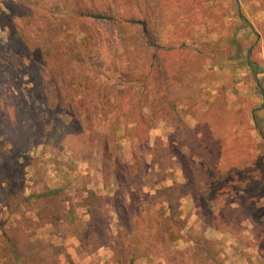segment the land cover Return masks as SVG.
Here are the masks:
<instances>
[{
  "label": "rangeland",
  "instance_id": "374dc122",
  "mask_svg": "<svg viewBox=\"0 0 264 264\" xmlns=\"http://www.w3.org/2000/svg\"><path fill=\"white\" fill-rule=\"evenodd\" d=\"M105 4L125 18L155 25L152 37L159 38L162 48L156 51L144 43L140 25L83 21L75 15ZM84 31L92 42L107 39L115 45L112 60L142 81L127 84V78L110 74L109 80L95 82L96 90L111 88L119 110L113 114L115 128L108 130L110 157L97 135V153L90 158L87 152L39 143L33 136L31 114L45 99L39 80L62 81L69 63L65 61V75L56 72L53 79L33 59L0 66V98L13 109L6 112L0 102V143L2 133L11 142L2 157L8 168L0 175V264H197L195 255L205 240L223 251L224 264H264V97L256 81L264 80V0H0V45L5 50L37 47L35 53L46 63L48 53L58 51L66 60L70 46L81 48ZM44 38L54 44L40 48ZM247 57L257 68L244 65ZM156 76L158 98L164 101L155 108V124L151 129L133 126L139 111L151 113L143 105ZM215 102L236 113L229 118L236 124L234 143L213 157L224 171L206 166L205 175L216 181L206 191L205 182L203 190L192 191L190 183L207 160L205 149L195 143L202 140L199 118ZM30 105L33 111H27ZM254 111H260L258 130ZM10 113L24 116L21 134L2 125ZM13 119L19 126L20 119ZM174 184L186 192L177 217L185 226L183 238L169 244L158 231L164 198L154 196ZM91 193L104 199L101 210L97 200L90 206L102 213L99 218L88 213ZM103 239L111 242L97 248Z\"/></svg>",
  "mask_w": 264,
  "mask_h": 264
},
{
  "label": "trees",
  "instance_id": "16d2710c",
  "mask_svg": "<svg viewBox=\"0 0 264 264\" xmlns=\"http://www.w3.org/2000/svg\"><path fill=\"white\" fill-rule=\"evenodd\" d=\"M91 4H93V2H91ZM75 15L81 18L83 21L88 18H100L107 21H112L113 23L126 22L140 25L142 28L144 43L151 48H154L156 51L162 48V46L158 43L159 38L152 37L154 29H157L155 25H151L146 19L142 18H125L124 15L114 11V8L110 4H105L102 7H95L92 5L89 8L86 7L81 11H76ZM240 15L243 21L248 24L249 21L246 19L245 15L243 13H240ZM106 43L110 48L109 51L104 50L108 48L106 47ZM49 44H54L52 38L47 40L44 38V45L40 48H47L46 46ZM70 47L71 48H69L68 52L66 53L68 59H62L61 52L58 51L51 54V56L48 53L50 60L48 63H46L45 59H40L35 53L38 52L37 47L32 48L31 50L28 49L25 52H18L16 49L17 47H14L8 51L0 45V66L6 68L9 65L8 63H12L14 66L17 62H25L28 59H33L37 60L40 64H43V69L47 72L46 76L53 79L56 77V72L59 75H65H63V72L67 70V66L65 64V61H67L69 63L68 66L70 67V71L67 70V74L65 76L66 78H63L62 81L54 80L48 84L42 79L39 80L38 87L39 90L45 94V99L41 102L40 107H38L39 105L35 103L37 105H35L36 109L34 113L32 112L31 114V122L34 123L36 131V133L33 135L35 141L44 144L54 143L61 149L70 148L73 152L79 154H82V152H87L88 156L91 158L94 156L93 154L97 153L94 149L95 145L93 141L98 135L100 142L104 143L103 147L105 148L103 153L108 159L110 156L108 153L109 147L107 146H109L110 141H112V137L108 133V130L109 128L110 130L115 128L116 122L113 121V119H115L113 114L119 110V108L116 106L111 88L105 84L106 86L104 89H102L103 91L96 90L95 82L97 80L102 81L104 78L109 80L111 78L110 74H117L121 79L127 78V84L139 83V81H142V78L134 79L133 75H127V71L125 69L122 70L119 66H117L114 60H112L117 48L115 45L113 46L112 43H110V41L107 39L104 41L101 39L99 42H92L89 33L84 31V38L80 44L81 48H78V45H73ZM111 48H113L112 50L114 52L112 54H110ZM103 52H106L107 55H105ZM130 54L131 53H128V55ZM45 56L46 54L44 56L43 54L40 55V57L43 58ZM119 58L120 57L117 59ZM53 60L55 61L53 62ZM62 60L64 64L61 63ZM230 61L231 59L228 60L229 64H231ZM244 65L250 68H257L248 57L245 58ZM74 71L77 74L74 77L70 76ZM36 74L37 73L35 71L30 73L33 78ZM3 77V74L0 73V81L3 79ZM79 78L80 80H78ZM174 80L175 78H171L168 85L172 86ZM87 81L89 82L87 83ZM256 81L258 82V89L261 95L264 97V80L261 81V79L258 77L256 78ZM7 86H9L7 89L8 92L12 93L11 86L9 84ZM158 87V77L156 76L154 79H152L151 89L145 91L146 103L143 105V107H148L151 110V113L145 115L139 111V116H134L131 125L136 126L137 124L141 123L146 125L148 129L153 127L157 117L155 108L162 101H164L162 99L160 101L158 98ZM1 89L3 90V88ZM0 99L4 109L6 108V112H10L11 110L13 111V109H11L12 103L9 104L6 99ZM168 102L171 106L175 105V100L173 99L169 100ZM29 104H31V102H29ZM225 108L226 104L224 105V103L215 102L211 109L199 118V128L201 131L199 130L198 132H202V140L201 143L197 141L195 143H198L202 150L205 149L204 154L206 155L207 160L199 167L200 174L198 175V179L193 181V183H190L189 187L192 191L195 189L203 190V188L200 187V184L204 182L206 184V187H204L206 191L207 186H210L214 180L216 181L217 178L215 176L209 178L205 175L207 170L216 168L220 170L219 172L221 173L226 168L223 167L219 160L214 159V156L217 158V154H221L222 156V153L234 143L233 130L236 124L229 118L231 116H236V113L231 111L227 112L224 110ZM33 109L34 108L32 105H30L27 111H33ZM135 109L138 110V107L136 106ZM130 112L131 114L135 115L134 112ZM259 112L260 111L252 112V120L255 122L254 129L256 130H258L260 126L256 117H259ZM21 117L22 119L24 118L23 115H21ZM21 117L12 115L10 113V115L6 116L5 120L2 122V125L8 128V130L15 128L13 129L14 132L21 134L26 127L25 122L21 120ZM13 118L20 119L19 126L18 123L16 124L14 122ZM125 119L129 120L127 116ZM259 133L261 136H263L262 132L259 131ZM2 136L4 140L0 143V175H4L6 169L8 168V166L5 165L6 159H3L2 157L11 144L7 135H3L2 133ZM27 136H30V134L27 133ZM211 147L213 148L212 151H210ZM206 166H210L208 167L209 169ZM106 181H108V177H106ZM185 196L186 192L177 184H174L171 187L161 188V190L157 191V194L154 196V199L158 197L164 198L163 202L165 207L161 208L159 212L161 221L158 222V231L162 233L163 237L169 242V244L176 243L183 238L180 235V232L184 228L185 223L177 217L179 212V202ZM93 200L98 201L97 206L100 210L104 205V199L102 197H98L91 193L90 197L87 199V205L88 213L91 215L92 219L102 216V213L100 215L98 212L95 213L94 210L97 208L90 207L94 202ZM133 231L134 229L132 232ZM108 240L103 239L96 245V247L100 248L111 242V239ZM203 242L204 245L199 248L200 251L195 255L197 264H224L225 255L223 251L214 248L213 242H209L207 240ZM118 262H122L121 259H119ZM47 263L58 264L54 260H51Z\"/></svg>",
  "mask_w": 264,
  "mask_h": 264
},
{
  "label": "crops",
  "instance_id": "0c3cea01",
  "mask_svg": "<svg viewBox=\"0 0 264 264\" xmlns=\"http://www.w3.org/2000/svg\"><path fill=\"white\" fill-rule=\"evenodd\" d=\"M112 256H114L113 253H112V255H110V257H112Z\"/></svg>",
  "mask_w": 264,
  "mask_h": 264
}]
</instances>
